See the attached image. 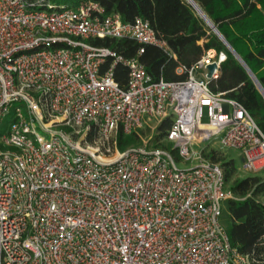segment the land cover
Masks as SVG:
<instances>
[{
	"label": "built area",
	"instance_id": "obj_1",
	"mask_svg": "<svg viewBox=\"0 0 264 264\" xmlns=\"http://www.w3.org/2000/svg\"><path fill=\"white\" fill-rule=\"evenodd\" d=\"M53 1L0 0V130L11 119L0 138V264H264V254L231 246L224 172L193 152L219 137L240 151L243 171L264 172V134L240 103L209 87L208 66L220 69L225 56L210 50L178 68L184 80L154 82L138 57L89 43L165 49L148 21L125 24L87 0ZM117 64L129 71L126 88L114 79ZM166 120L171 148H152ZM145 128L142 146L118 149L119 133Z\"/></svg>",
	"mask_w": 264,
	"mask_h": 264
},
{
	"label": "trees",
	"instance_id": "obj_2",
	"mask_svg": "<svg viewBox=\"0 0 264 264\" xmlns=\"http://www.w3.org/2000/svg\"><path fill=\"white\" fill-rule=\"evenodd\" d=\"M99 4L106 15L118 14L125 24H132L136 18L148 21L157 38L166 48L154 45L141 46L131 39H95L89 43L95 47L108 48L124 59L138 57L147 74L154 82H178L186 75H177L179 67H193L206 52L213 50L217 56L225 55L218 78L209 82L211 91L224 94L225 98L240 103L254 119L264 134V98L252 78L211 31L188 0H87ZM207 18L214 24L234 51L242 58L264 89V0H193ZM205 40L201 46L198 42ZM141 48L144 53L139 55ZM114 60L108 58L101 73L109 70ZM114 79L123 88L129 80V71L122 65L114 66ZM171 121L158 126L152 137L151 147L170 149L166 134ZM149 130V129H148ZM150 131V130H149ZM149 137L140 130L131 135L119 133L118 149L123 152L131 147L143 145ZM204 157L221 166L226 189L233 199L225 202L223 218L230 244L243 256L264 254L261 239L264 234V176L252 174L237 175L238 164L228 160L223 153L212 150ZM178 159L177 155H175Z\"/></svg>",
	"mask_w": 264,
	"mask_h": 264
},
{
	"label": "rangeland",
	"instance_id": "obj_3",
	"mask_svg": "<svg viewBox=\"0 0 264 264\" xmlns=\"http://www.w3.org/2000/svg\"><path fill=\"white\" fill-rule=\"evenodd\" d=\"M55 4L57 5H60V6H71L73 5L76 1L74 0H54L53 1ZM196 77L197 78H200V79H204V77L200 74V72H196ZM16 106H18V104H16ZM11 121L10 117H8L3 125H2V129L0 130V138L4 136L5 134V130L7 128V124ZM209 121V118H208V114H207V109L205 108L204 109V116H203V122L204 123H207ZM144 134L146 136H150L152 134L151 131L148 130V128H145L144 130ZM220 138H216V139H213L211 141H207V142H203V143H199V144H196L194 145L193 147V152H196V153H199L201 151L204 150V153H208L209 151H212V150H215V151H218L220 153H223L224 157L228 160H235L238 164V167H240V169L238 168L237 170V175L241 176V177H246L248 175H252V173H248V172H245L242 170V156H241V153L240 151L238 150H228V149H225L223 148L220 143H219V140ZM179 162V161H178ZM179 167L181 169H186V168H190L192 167L194 164H188V165H184L182 163H178ZM261 175L264 176V172L263 173H260ZM224 208H225V204H224ZM221 223L222 225L224 226V228L226 229V226H227V222L226 220H224L223 216L221 218Z\"/></svg>",
	"mask_w": 264,
	"mask_h": 264
},
{
	"label": "water",
	"instance_id": "obj_4",
	"mask_svg": "<svg viewBox=\"0 0 264 264\" xmlns=\"http://www.w3.org/2000/svg\"><path fill=\"white\" fill-rule=\"evenodd\" d=\"M189 3L192 4V6L196 9L200 17L207 23V25L210 27L212 32L220 39V41L223 42V44L227 47V49L235 56V58L241 63V65L246 69L250 77L252 78L253 82L255 83L258 91L261 93V95L264 98V89L258 79L255 77V75L252 73V71L248 68V66L245 64V62L242 60V58L234 51V49L231 47V45L225 40V38L221 35V33L218 31V29L214 26V24L207 18V16L200 10V8L193 2V0H188ZM225 56V55H224ZM226 59V57H225ZM219 67L216 63L208 66V75L207 79L212 80L213 74L216 70H218Z\"/></svg>",
	"mask_w": 264,
	"mask_h": 264
},
{
	"label": "crops",
	"instance_id": "obj_5",
	"mask_svg": "<svg viewBox=\"0 0 264 264\" xmlns=\"http://www.w3.org/2000/svg\"><path fill=\"white\" fill-rule=\"evenodd\" d=\"M211 31H212V30H211ZM204 43H205V40H202V41L198 42V45H201V46H202ZM176 74L179 75V76L181 75V74L178 72V68H177V70H176ZM241 161H242V160H241Z\"/></svg>",
	"mask_w": 264,
	"mask_h": 264
}]
</instances>
